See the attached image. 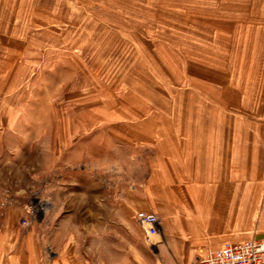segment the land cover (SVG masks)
Wrapping results in <instances>:
<instances>
[{"label":"crops","instance_id":"crops-1","mask_svg":"<svg viewBox=\"0 0 264 264\" xmlns=\"http://www.w3.org/2000/svg\"><path fill=\"white\" fill-rule=\"evenodd\" d=\"M146 1L170 17L143 35L133 30L137 20L129 35L114 24L131 67L113 114L100 105L95 121L99 146L128 152L143 181L116 195L114 210L100 194L98 210L58 212L61 197L40 191L41 211L30 219V199L0 184V264H197L227 244L264 238V0ZM67 2L0 0L5 70L62 37L96 41L92 22L80 29ZM107 25L98 18L99 52ZM24 65L23 80L31 69ZM137 212L160 218L150 242L133 221Z\"/></svg>","mask_w":264,"mask_h":264},{"label":"rangeland","instance_id":"rangeland-1","mask_svg":"<svg viewBox=\"0 0 264 264\" xmlns=\"http://www.w3.org/2000/svg\"><path fill=\"white\" fill-rule=\"evenodd\" d=\"M117 1L118 9L115 0H68L65 9H78L80 29L84 19L85 24L92 22L96 41L83 42L80 34L78 40L62 37L45 44L35 58L23 60L31 68L24 80L18 74H23L25 65L11 62L7 71L0 60V184L13 187L34 206L41 191L61 197L55 204L58 212L98 210L94 196L105 194L107 210H114L120 207L115 196L127 197L130 187L145 177V172L130 168L128 152L99 146L95 121L105 113L100 105L106 104V113L113 114L131 67L130 59L120 57V44L114 43L116 33L121 34L114 24L123 25L122 34L129 35L131 20H137L133 30L143 35L153 22L170 17V12L153 11L146 0H138L136 6ZM102 2L106 5L100 6ZM98 18L108 21L104 52H99L97 43ZM66 196H73L74 202L67 203ZM126 205L123 209L129 210ZM133 221L137 223L135 216Z\"/></svg>","mask_w":264,"mask_h":264},{"label":"built area","instance_id":"built-area-1","mask_svg":"<svg viewBox=\"0 0 264 264\" xmlns=\"http://www.w3.org/2000/svg\"><path fill=\"white\" fill-rule=\"evenodd\" d=\"M40 211L41 206L27 207L29 219L35 218ZM135 218L144 233L146 242H150L158 235L160 218L156 214L137 212ZM28 223L29 220H24L22 225H28ZM197 264H264V238L227 244L224 248L209 254L205 259H200Z\"/></svg>","mask_w":264,"mask_h":264}]
</instances>
